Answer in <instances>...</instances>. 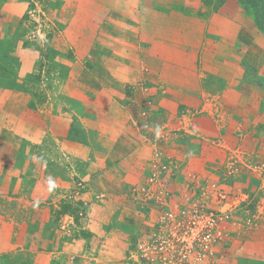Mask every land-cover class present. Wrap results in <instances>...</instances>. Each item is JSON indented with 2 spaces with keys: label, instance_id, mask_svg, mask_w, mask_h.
I'll return each instance as SVG.
<instances>
[{
  "label": "rangeland",
  "instance_id": "obj_1",
  "mask_svg": "<svg viewBox=\"0 0 264 264\" xmlns=\"http://www.w3.org/2000/svg\"><path fill=\"white\" fill-rule=\"evenodd\" d=\"M195 1L0 0V105L42 117L30 149L59 183L31 221L0 222V264H264V48L207 37L227 0ZM164 19L180 50L156 52Z\"/></svg>",
  "mask_w": 264,
  "mask_h": 264
},
{
  "label": "crops",
  "instance_id": "obj_2",
  "mask_svg": "<svg viewBox=\"0 0 264 264\" xmlns=\"http://www.w3.org/2000/svg\"><path fill=\"white\" fill-rule=\"evenodd\" d=\"M195 2H196V9H198L197 10L198 12L202 8V6L200 7V5H197V0ZM191 7L194 6L191 5ZM180 18L183 20L184 17L182 14ZM246 19L247 18L245 17L242 8L236 4V0H227L226 3L223 5V7L219 8L217 14L214 16V19L210 20L207 26L208 28L207 30H209L208 31L209 33H207V37L210 36L214 39L213 31H216L219 26L223 30H226L230 36V40L222 43H226L232 48H235L238 45L245 46V48H249V47L252 48V46L254 45H256L257 47L259 46L261 48H264V37L261 34H258L252 22ZM192 22L193 21H189V22L182 21L180 23L189 24ZM194 23L197 26V30H201V31L198 32V35L193 36V40L198 39L199 41L196 42V44L195 41L193 42L189 41L188 43L186 42L184 44L187 46L186 49L188 48V46H193V47L198 46L200 44V39H202V37L205 36V32L202 31L205 28L204 24L201 23L200 20L199 22H194ZM217 23H220L221 26L220 24H218L217 26ZM172 25L173 22L170 23L168 19H164L163 26H158L160 30L156 29L155 31L154 27L153 29L152 28L150 29L151 30L150 32L153 34H156V32L159 31H161V33L164 34V37L161 36L162 40L156 39L152 41V43H154V48L156 49V52L158 51L157 46L159 45L165 47V51L180 50V47H176V44L179 43L177 42V38L174 37L177 35V33L183 34L182 27H181V31H174L172 29ZM196 26H194L195 29ZM209 43L212 44V42ZM169 46H173V47L171 48ZM181 50H182V45H181ZM181 54L183 55V53ZM246 54H247V50L245 49L243 55ZM233 63H234L233 65H236L237 60L234 59ZM209 70L210 71L213 70L214 72V69L212 68H210ZM236 70H238V72L240 73L238 75L244 76L245 71L242 67L236 66L235 71ZM223 71H226L227 72L226 74L228 73L230 74L232 73L233 68H223ZM75 91L76 88L74 86L72 87V89L69 88L70 96L68 95V98L67 97L66 98L68 100L73 99L72 93H75ZM73 102H75L76 105V101H70V102L68 101L67 104L70 106H74ZM3 103L4 104L0 105V222L8 221L14 224V221L19 220V218L21 219L25 218V220L31 221L34 216L35 207L37 209V212L39 213L40 209L38 208V205L42 203H46V201L50 199H53L55 201V199L58 198L59 196L58 191L55 189V186L56 185L59 186V183H58V179L54 178L55 176L54 173L51 172L52 170L48 169V167L51 166L50 165L48 166L47 163H50L48 161H52V160H48L47 158H45L46 160L40 162L38 161V157H39L38 152L36 154L30 149V144L31 146L35 145L33 143H38L42 141L45 137L46 133L43 128L44 121L42 117H37V119L28 117L27 113L24 111L25 103L23 101L12 100L7 102V100H4ZM62 107L64 106L61 105V108ZM77 107L78 106L76 105L74 111L78 110ZM74 111H72V113ZM100 117L102 118L99 119ZM100 117L96 118L99 119L96 121H99V123L102 125L104 121L103 117L105 116L101 115ZM92 118L93 115L92 117H90V119ZM86 121H87L86 123L87 125L89 124L90 121H91L90 124L94 122L93 120L89 121V118L86 119L85 122ZM35 123H38L39 125ZM134 139L136 140V138ZM22 142L25 144L26 146L25 148H22L21 146ZM135 144H138V142H136ZM72 148H74V151H76L75 147ZM86 151L90 153V148L87 147ZM137 153L138 156L140 157H146L144 155H148V150L144 146L143 148L139 147ZM35 217H37V215ZM42 217L45 216L44 215L39 216L38 221L45 222V218ZM133 223L134 225L138 223L136 221V218L133 219ZM12 224H10L11 228L14 227ZM3 227H6L5 223L0 225V233L3 231L2 230ZM29 228L30 229L33 228V224H29ZM36 229L40 231L38 232L36 231ZM33 230H35L36 231L35 233L39 235L38 237L40 238L44 237L42 235L44 231L38 225L37 228H33ZM14 237L17 238V235H15ZM39 262H43V259L40 258Z\"/></svg>",
  "mask_w": 264,
  "mask_h": 264
},
{
  "label": "trees",
  "instance_id": "obj_3",
  "mask_svg": "<svg viewBox=\"0 0 264 264\" xmlns=\"http://www.w3.org/2000/svg\"><path fill=\"white\" fill-rule=\"evenodd\" d=\"M240 2L253 9L255 22L264 33V0H240Z\"/></svg>",
  "mask_w": 264,
  "mask_h": 264
},
{
  "label": "built area",
  "instance_id": "obj_4",
  "mask_svg": "<svg viewBox=\"0 0 264 264\" xmlns=\"http://www.w3.org/2000/svg\"><path fill=\"white\" fill-rule=\"evenodd\" d=\"M202 233V231L200 232ZM218 235V232H212V230H204V234H203V241L201 242V240H199L201 242V245L208 247L209 244H212L214 242V240H216V238L214 236ZM217 243V242H216ZM200 244V243H199ZM187 246V245H186ZM193 246V244H192ZM191 250H189L190 252ZM188 252V253H189Z\"/></svg>",
  "mask_w": 264,
  "mask_h": 264
}]
</instances>
